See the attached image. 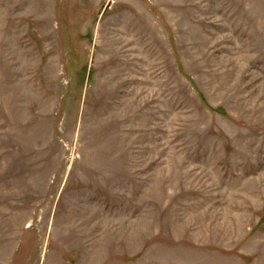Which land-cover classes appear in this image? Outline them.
<instances>
[{"label":"rangeland","instance_id":"1","mask_svg":"<svg viewBox=\"0 0 264 264\" xmlns=\"http://www.w3.org/2000/svg\"><path fill=\"white\" fill-rule=\"evenodd\" d=\"M0 264H264V0H0Z\"/></svg>","mask_w":264,"mask_h":264}]
</instances>
